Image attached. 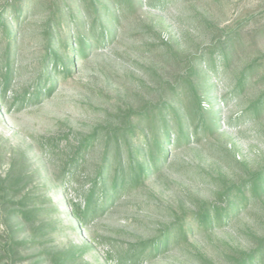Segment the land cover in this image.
Returning <instances> with one entry per match:
<instances>
[{"label":"rangeland","instance_id":"374dc122","mask_svg":"<svg viewBox=\"0 0 264 264\" xmlns=\"http://www.w3.org/2000/svg\"><path fill=\"white\" fill-rule=\"evenodd\" d=\"M107 1L95 0L111 36L79 56L76 30L89 36L92 19L78 0H0L11 34L0 29V264H264V193L246 191L248 204L229 221L197 222L203 211L225 210L254 177L264 182V112L243 115L264 94V0H134L115 19L102 18ZM230 36L238 50L224 74L218 46ZM49 50L69 74L43 63ZM251 66V82L233 95V77ZM191 89L205 114L213 110L211 132L195 135L197 121H185L188 139L176 143L174 126L158 169L103 205L97 186L95 212L78 224L72 212L87 207L106 146L113 154L120 140L125 166L123 142L143 146L138 118L178 112L180 92L191 106ZM83 142L91 146L61 179ZM178 226L185 239L131 260Z\"/></svg>","mask_w":264,"mask_h":264},{"label":"trees","instance_id":"16d2710c","mask_svg":"<svg viewBox=\"0 0 264 264\" xmlns=\"http://www.w3.org/2000/svg\"><path fill=\"white\" fill-rule=\"evenodd\" d=\"M79 4L78 7L83 8L82 11L87 14V17L91 20V26L89 29V36L83 35L80 31L76 30V37L75 39V46H78V55H84V52L89 48L91 45H99L100 42L107 39V36L110 35L108 31L104 28L105 22L100 21V17L98 14V7L96 5L95 0H78ZM108 4L104 6H100L105 11L104 17H113V12H125L132 10L134 6V0H108ZM115 7V8H113ZM114 9V10H113ZM16 10V8H15ZM64 14L60 13L57 17V22H62ZM72 17V16H71ZM72 19V18H71ZM5 20L0 18V29L2 30V34L5 37H8L11 40V34L8 26H6ZM72 21L80 23L78 19H74ZM65 23V22H64ZM59 24V23H58ZM66 24H72L70 21ZM100 30V31H99ZM229 40L226 43H222L219 45V52L218 56L221 59V67L223 69L224 74L229 73V69L232 65L234 58L236 57L238 45L235 40V37L230 36ZM96 38V39H95ZM11 41L9 42V44ZM57 45L62 47L63 49H70L74 51L72 47H67L64 41L60 39L56 40ZM49 58H45L43 63L47 65L50 61L53 62V69L56 71L57 74L62 76L69 74V70L63 60L58 56L56 52L48 51ZM253 67H249L240 73L238 76L233 77V88L232 94L240 96L243 92V89L247 85V83L251 82ZM44 74V73H43ZM39 95V90H35L33 97ZM41 95V93H40ZM181 95V97H179ZM178 96H174V99H178L177 106H179L178 112H174V109H170L168 112H164V108H160L155 112H146L142 114L138 121L142 123V129L144 133L142 134V142L143 146L140 148H133L128 145V143H124V138L121 139L124 148L127 149V156H126V164L123 165L122 160V153L124 150L122 147V143L120 140L115 141V147L113 154L110 152V146L107 145L104 149L103 154V164L102 167L99 168V171L96 176V180L92 186L91 193L86 199L87 207L85 210L81 211L79 208L74 210V219L78 224L85 223L91 213L95 212V208L91 210L89 207V202L93 197V191L96 190L97 186H100V191H102L103 198L100 200L104 201L102 205L106 202H110V200H115L119 198L121 192L128 191L130 189L135 188L143 179L148 177L151 174V170H157V162L158 160L156 157L158 155L163 154L162 151L164 150L163 145H161L162 139L170 137V134L173 132V127L177 126V131L174 132V137L176 138V143H180L181 141L188 139L187 134L184 132V123L185 121H197V124L194 127V134L196 135L198 132L202 134H206L211 132V127L213 124L216 123V120L213 119V110L210 113L205 114L202 109V102L200 96L197 92L191 89V93H189V97H191V106L187 107L184 103L180 100L184 99L185 92L181 93ZM186 97V96H185ZM264 112V94L260 95V97L250 104L248 108L243 112V115L251 117L253 120L257 119L261 114ZM168 114H172V120L168 117ZM172 122V123H171ZM130 135L132 132L130 130L127 131ZM140 133L141 132H137ZM126 134V133H125ZM137 139V137H135ZM91 143L83 142L81 143L76 151L72 154V158L68 161L69 170L64 168L60 171V178L65 179L68 177V173L70 174L73 172L78 166L79 159L81 157L82 152H84L88 147H90ZM84 150V151H83ZM134 156H141V158L136 161ZM116 166L112 165V161ZM144 162V164H142ZM111 170L113 171L112 177H110ZM250 185V190H247L245 186H241L237 188L231 197L234 199L233 202H229V205L226 207L225 210H215L213 214H210L209 211H203L197 215V222L199 228L207 229L212 226L213 223L220 224L223 221H229L231 217L238 212L239 208H245V206L249 202V197L246 196V191L250 195H257L258 193H264V182L260 178V176H256L252 179ZM109 191V192H108ZM100 209L102 206L100 205ZM186 237V230L183 226L175 227V229L167 230L161 238L155 243H149L147 245H143L144 247H137L133 254V259H138L142 257L146 252L147 248L149 247V252L156 253L159 251L160 248L168 247L172 242L179 241L181 239H185ZM121 261V259H120ZM120 261H118L120 263Z\"/></svg>","mask_w":264,"mask_h":264}]
</instances>
